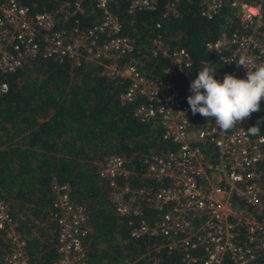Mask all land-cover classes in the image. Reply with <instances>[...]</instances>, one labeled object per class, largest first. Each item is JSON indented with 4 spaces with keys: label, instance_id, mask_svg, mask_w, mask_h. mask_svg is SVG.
Listing matches in <instances>:
<instances>
[{
    "label": "built area",
    "instance_id": "2783aa9c",
    "mask_svg": "<svg viewBox=\"0 0 264 264\" xmlns=\"http://www.w3.org/2000/svg\"><path fill=\"white\" fill-rule=\"evenodd\" d=\"M81 1L59 2L48 11L30 13L19 0H0V76L41 57L66 58L74 65L90 63L110 80L125 79L119 101L142 98L133 116L140 122L156 120L161 138L173 144L163 153L142 158L145 185L130 187L126 180L130 171L121 156L109 154L98 169L117 215L140 216L146 208L154 214L151 222L140 218L130 225L128 221L129 236L158 237L157 247L177 253L186 264H264V134L247 132L257 121L264 122V112L252 113L228 131L220 129L214 118L194 115L187 97L195 78L188 79L184 90L168 82L190 65L187 51L161 47L154 40L155 51L168 59L163 69L167 80L149 79L131 54L133 43L120 32L109 0H92L98 18L83 28L74 23L67 35L65 22L82 11ZM176 1H166L164 15H177ZM198 1L199 14L206 19L224 6L232 12L234 31L219 32L203 47L225 66L221 82L225 74L246 79L248 70L264 64V0ZM154 7L155 0H127L126 11ZM241 57L248 61V69L237 65ZM6 88L0 79V93ZM50 190V220L56 228L51 264H86L81 242L86 212L69 198L66 183L52 181ZM0 239L7 246H0V264H29L25 237L1 198Z\"/></svg>",
    "mask_w": 264,
    "mask_h": 264
},
{
    "label": "trees",
    "instance_id": "16d2710c",
    "mask_svg": "<svg viewBox=\"0 0 264 264\" xmlns=\"http://www.w3.org/2000/svg\"><path fill=\"white\" fill-rule=\"evenodd\" d=\"M19 1L34 13L73 0ZM166 1L155 0L150 11L128 13L127 0H109L120 32L133 43L131 54L139 59L142 74L167 80L163 69L168 59L153 44L159 40L161 47L183 48L190 57V65L168 79L171 86L184 90L188 79L196 78L205 64L217 69L215 78L220 81L226 68L203 44L221 31H234L232 12L224 6L206 19L199 14L198 0H177V15L166 16ZM81 5L82 11L65 22L68 36L74 23L83 28L98 18L92 0H82ZM99 72L98 66L86 62L74 65L66 58L37 57L0 76L7 87L0 93V198L25 237L28 262L51 264L55 257L50 184L56 181L68 185L69 198L86 212V232L81 239L86 264H151L153 260L186 264L177 253L157 247L158 237L129 236L130 225L140 218L153 220L150 209L140 216H120L110 204L107 182L97 175L109 154L124 159L130 171L126 180L130 187H138L148 183L141 176L142 158L163 153L173 144L161 138L156 120L140 122L133 116L142 98L119 101L125 79L110 80ZM259 111L264 112V98ZM259 128L264 134V122ZM0 246L7 248L1 239Z\"/></svg>",
    "mask_w": 264,
    "mask_h": 264
},
{
    "label": "clouds",
    "instance_id": "9594fccd",
    "mask_svg": "<svg viewBox=\"0 0 264 264\" xmlns=\"http://www.w3.org/2000/svg\"><path fill=\"white\" fill-rule=\"evenodd\" d=\"M236 63L247 68L248 61L241 57ZM216 70L207 64L198 70L197 77L190 83L191 95L187 97V103L194 115L199 113L207 119L214 118L220 129L228 131L260 110L264 98V64L252 72L248 70L246 79L225 74L221 82L215 78ZM260 122L248 128V134L257 135Z\"/></svg>",
    "mask_w": 264,
    "mask_h": 264
}]
</instances>
